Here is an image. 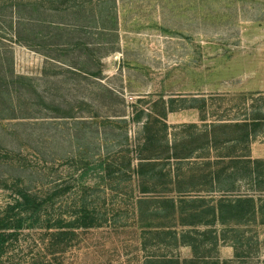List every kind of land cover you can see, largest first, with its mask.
<instances>
[{
  "label": "rangeland",
  "instance_id": "1",
  "mask_svg": "<svg viewBox=\"0 0 264 264\" xmlns=\"http://www.w3.org/2000/svg\"><path fill=\"white\" fill-rule=\"evenodd\" d=\"M13 13V4L0 2V212L24 185L47 202L49 216L63 219L86 198L101 226L80 232L73 246L53 256L42 242L44 231H25L0 264L193 259L189 246H174L172 226L157 228L153 208L162 195L144 198L134 174L105 183L99 165L130 157L135 169L146 115L142 123L134 117L152 107L160 111L154 105L161 98L204 97L207 121L240 119L247 110L264 118V0H94L81 13L52 14L70 26L62 30L46 24V9L27 3L20 11L21 43L7 37ZM194 123L203 125L195 109L167 117L180 141L188 132L181 126ZM260 125L258 134L264 133ZM248 190L244 184L241 191ZM140 198L147 199L144 217ZM260 220L238 228L217 225V233L198 237V263L264 264ZM193 230L207 229H186Z\"/></svg>",
  "mask_w": 264,
  "mask_h": 264
},
{
  "label": "trees",
  "instance_id": "2",
  "mask_svg": "<svg viewBox=\"0 0 264 264\" xmlns=\"http://www.w3.org/2000/svg\"><path fill=\"white\" fill-rule=\"evenodd\" d=\"M5 0H0L3 2ZM14 5L13 20L10 25L11 43H21L20 27L24 19L20 11L27 3L39 11L49 12L47 25L55 30L70 27L53 20L52 14L70 12L79 8L82 12L84 4L94 0H8ZM104 1V0H98ZM19 14V16H18ZM77 14V13H76ZM35 24H43V20L34 19ZM114 23L115 19H114ZM52 32H50L51 34ZM39 38V33H36ZM25 81L24 77H17ZM189 106H185L187 103ZM176 104H179L178 107ZM161 106L160 111L147 110L135 115L134 120L142 123V115L146 121L142 125V141L136 147V166L132 170L129 157L121 164L117 158L111 157L101 162L103 182L110 183L127 174H134L139 193L143 197L150 194H161L159 202L154 206L155 220L158 229L173 227L169 231L176 248L189 246L193 259H179L161 256L158 264H199L200 249L198 237H208L215 232V227L235 228L254 223L260 219L264 224V160L251 158L250 146L257 129L264 120L255 115L239 122L226 123L224 119H216L210 124L205 112L208 102L204 97L163 98L154 107ZM195 109L199 111L202 126L196 124L181 126L188 129L185 139L179 140L181 134H171L167 117L180 110ZM15 114V111H13ZM14 116V115H13ZM71 118V117H70ZM15 119V118H13ZM176 128V127H175ZM198 134V135H195ZM173 139L169 140V137ZM204 152V154L199 153ZM213 157H211V154ZM199 153V154H198ZM127 160V161H126ZM87 173H84L86 175ZM117 177V178H115ZM249 190L242 192L243 185ZM86 188V186H85ZM137 201L139 215L144 217L142 205L147 199ZM158 198V197H157ZM81 202L68 219L48 215V204L24 185H17L12 194V201L0 212V262L7 257L25 231H44L42 242L50 255L67 251L79 239L80 232L100 227V216L95 207ZM153 211H151L152 213ZM168 222V223H167ZM205 227L204 232L186 231L188 228ZM171 227V228H172ZM178 229L181 232H178ZM209 240V238L207 239ZM164 242V241H161ZM217 245V239H216ZM235 257H239L238 243H235ZM227 264V262H225Z\"/></svg>",
  "mask_w": 264,
  "mask_h": 264
},
{
  "label": "crops",
  "instance_id": "3",
  "mask_svg": "<svg viewBox=\"0 0 264 264\" xmlns=\"http://www.w3.org/2000/svg\"><path fill=\"white\" fill-rule=\"evenodd\" d=\"M262 93H258L256 94L257 96L261 95ZM173 114V113H172ZM170 115V114H169ZM251 116H253L251 113H249V111L247 110V113L240 117V119H236V118H229V119H224V120H227V121H224L226 123H229V122H236V121H243L244 119H249L251 118ZM199 123H204L200 120V114H199ZM206 124H210L212 123V121H207L205 122ZM262 123H264V120L262 121ZM196 124V123H194ZM260 136H264V133L262 134H258V131L256 132L255 134V137H254V140H252V143H251V146H250V152H251V158L252 159H257V160H264V139L262 141H257L256 139H259Z\"/></svg>",
  "mask_w": 264,
  "mask_h": 264
}]
</instances>
